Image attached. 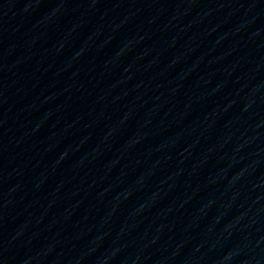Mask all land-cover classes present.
<instances>
[{"label":"water","instance_id":"water-1","mask_svg":"<svg viewBox=\"0 0 264 264\" xmlns=\"http://www.w3.org/2000/svg\"><path fill=\"white\" fill-rule=\"evenodd\" d=\"M0 264H264V0H0Z\"/></svg>","mask_w":264,"mask_h":264}]
</instances>
